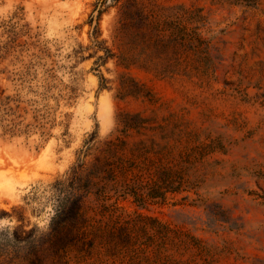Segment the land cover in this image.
<instances>
[{"label": "rangeland", "instance_id": "obj_1", "mask_svg": "<svg viewBox=\"0 0 264 264\" xmlns=\"http://www.w3.org/2000/svg\"><path fill=\"white\" fill-rule=\"evenodd\" d=\"M145 1L192 49H129L116 0H0V264H264V0ZM110 140L89 242L44 251L51 186Z\"/></svg>", "mask_w": 264, "mask_h": 264}, {"label": "trees", "instance_id": "obj_2", "mask_svg": "<svg viewBox=\"0 0 264 264\" xmlns=\"http://www.w3.org/2000/svg\"><path fill=\"white\" fill-rule=\"evenodd\" d=\"M116 2L119 4L116 37H120L129 49L137 45L144 49L155 47L160 53L167 52L171 46H178L185 51L192 49L193 39L190 34L193 32L188 31L187 24L183 21L188 11L183 8L170 12L158 10L145 0ZM97 37L96 35V41ZM105 49L108 57L112 55L111 49ZM126 59L122 58L123 61ZM175 70L176 68L168 65L160 72ZM113 145L111 140L105 142L92 162L81 159L72 167L68 176L51 186L55 207L51 220L53 233L44 251L51 252L54 256H63L72 246L89 242L84 213L86 198L91 193L99 197L107 195L105 180L115 177V165L119 162ZM18 213V218L21 219L23 214L21 211Z\"/></svg>", "mask_w": 264, "mask_h": 264}]
</instances>
